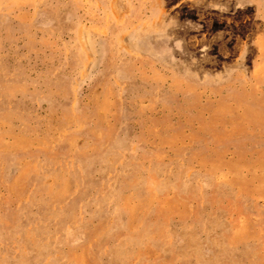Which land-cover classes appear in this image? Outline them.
I'll use <instances>...</instances> for the list:
<instances>
[{"label": "rangeland", "instance_id": "1", "mask_svg": "<svg viewBox=\"0 0 264 264\" xmlns=\"http://www.w3.org/2000/svg\"><path fill=\"white\" fill-rule=\"evenodd\" d=\"M0 264H264V0H0Z\"/></svg>", "mask_w": 264, "mask_h": 264}]
</instances>
